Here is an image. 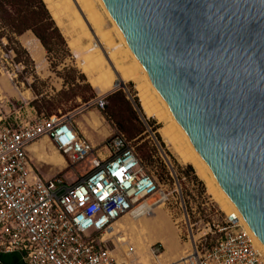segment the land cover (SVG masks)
Segmentation results:
<instances>
[{"label":"water","instance_id":"95a60500","mask_svg":"<svg viewBox=\"0 0 264 264\" xmlns=\"http://www.w3.org/2000/svg\"><path fill=\"white\" fill-rule=\"evenodd\" d=\"M104 1L264 242V0Z\"/></svg>","mask_w":264,"mask_h":264},{"label":"built area","instance_id":"2783aa9c","mask_svg":"<svg viewBox=\"0 0 264 264\" xmlns=\"http://www.w3.org/2000/svg\"><path fill=\"white\" fill-rule=\"evenodd\" d=\"M104 98L95 103L104 107ZM71 116L19 125L0 107V254L18 253L24 264H126L111 246L113 229L158 192L157 180L125 135L115 133L97 152ZM42 134L71 165L92 157L88 171L73 182L41 175L26 146ZM222 232L209 246L190 239L167 264H264V248L238 212H226Z\"/></svg>","mask_w":264,"mask_h":264},{"label":"rangeland","instance_id":"374dc122","mask_svg":"<svg viewBox=\"0 0 264 264\" xmlns=\"http://www.w3.org/2000/svg\"><path fill=\"white\" fill-rule=\"evenodd\" d=\"M72 1L81 13L85 24L87 23L89 35H85L86 33L79 27L71 25V19L66 15L62 18L66 28H63L60 23L61 17L56 19L66 37L69 49L62 44L51 43V50L48 51L41 43L42 49L38 56L25 45L26 39H37L32 30L28 29L21 34H14L0 20V107L11 113L12 117L17 116L19 125L38 124L43 115L63 116L76 112L73 116L83 119L90 129L94 137L92 143L97 147L98 152L105 145V137L109 134L107 136L109 139L118 130L109 119H107L109 122L103 119L101 116V114L104 115L103 107L95 101L100 97H105L113 89L104 92L97 84H93L92 79L98 75L99 71L95 75L90 73V70L85 72L81 63L83 56H76L74 48L80 45L82 49H86L88 45L96 46L97 44L113 76L122 78V75L114 68L111 45L105 43L100 37V24L91 23L86 18L80 4L76 0ZM93 1L102 16L103 28L110 30L117 43L121 42L102 3L99 0ZM48 6L51 11L54 10L53 6ZM10 12L13 15L16 14L13 9ZM123 54L130 61L129 52ZM104 68L105 65L100 72L104 71ZM100 72L99 74H102ZM81 73H84L85 78L81 77ZM141 82V78H127L124 88L137 95L139 101L137 85ZM87 83H90L96 96L89 101H83L77 94L89 95L91 93ZM117 89L121 87L114 88L113 91ZM86 104L90 105L86 106ZM37 108L41 109V112H38ZM80 108L81 110L77 112ZM146 117L154 121V126H159L157 131L162 137L164 146H161L154 134L145 135V140H143H147L145 148L151 155L147 157L142 156L143 151L138 150L134 140H128L147 171L155 177L158 183V192L147 197V200L154 202L162 195L165 199L155 204L150 214H145L138 219H133L130 215L123 217L121 222L124 228L120 226L119 235L127 240L119 242L114 239L111 246L115 248L114 252L118 259L131 258L136 261L143 255L149 258L150 264H164L167 262L165 259L169 257H180L184 249L190 245V239L195 240L200 246H209L214 243L223 233L226 211L213 197L205 178L195 164L191 161H184L163 133L162 128L170 123H165L156 116L146 114ZM94 120L97 121V125L94 124ZM111 126L114 128L113 131H111ZM47 139H49L48 136L42 134L26 146V151L32 157L34 165L43 175L60 174L73 182L88 171L92 157L82 163L71 165L58 148ZM189 163L193 165V169L188 167ZM126 248H130L131 254L128 256L125 255Z\"/></svg>","mask_w":264,"mask_h":264},{"label":"bare ground","instance_id":"6f19581e","mask_svg":"<svg viewBox=\"0 0 264 264\" xmlns=\"http://www.w3.org/2000/svg\"><path fill=\"white\" fill-rule=\"evenodd\" d=\"M44 1L48 5L54 7V10L51 11L52 15L55 20L61 17L60 23L63 26V28H66V25L62 20V18L66 15L67 18L70 17L71 25H73L74 27H79L81 31L86 33L85 35H89L88 28L86 27L87 23L85 24L81 16V13H79L77 8L73 4L72 0H44ZM76 1L80 4L82 11H84L86 15V18L91 23L100 24L99 27L100 37L105 41V43L111 45V49H112L111 56L114 59V63H113L114 68H116L117 71H120L122 75V78L121 77L115 78L113 76V72L111 68L105 64L104 56L97 48V44L96 46L88 45L86 46V49H82L80 45L76 44L77 47L74 48V52L78 57L83 56L81 63H82V68L85 72L90 70L91 71L90 73H93V75H95L98 71L100 72L105 65L104 71L100 72L102 74H99L98 72L97 73L98 75H96V77L92 79L93 84H97L101 89V91L107 92L110 91L111 89L119 88L120 87L119 84H121V80L125 82V80H127V78L130 77L141 78L142 82L137 85V89L141 101V106L145 111V113L149 116H156L165 123L166 122L170 123V124H166V126L162 128V131L170 140V142L174 145V147L176 148L180 156L183 158V160L191 161L193 162V164H195V166L198 168V171L205 178L207 186L213 193V197L220 204L221 208L228 213L238 212L240 217L245 221V223L249 226V228L256 236L260 246L264 248V242L254 231V229L250 226L249 222L247 221L246 217L244 216V214L242 213L236 202L223 188L217 176L215 175L214 171L212 170L211 166L201 155V153L197 150L190 135L176 118L168 101L161 94L158 88L154 85L148 70L132 50L125 32L117 23L115 18L112 16L105 1L99 0L102 3L103 5L102 7H104L108 17L112 20L114 29L117 31V34L120 37L119 39L122 40L119 43H117L113 39L109 29L103 28L102 16L99 13V11L96 9L93 0H76ZM127 51L131 55L130 61H128L127 56L123 54ZM164 199H165L164 195H162L161 198L155 200L154 202H149L147 199H144L141 202L140 206H138L133 211L130 217H132L133 219H138L145 214H150L153 211L155 204L160 203ZM120 226H122L121 219L115 224V227L113 229V236L116 241L125 242L127 239L124 236L119 235L121 233ZM123 228L124 225L122 226V229ZM186 250L187 249H185L184 252ZM129 254H131L130 248H126L125 255L128 256ZM122 259L123 261L120 259L119 260L126 264H140L139 262H143L144 264H150L149 258L143 255L141 256V259H136V261L131 258L129 259L126 258V260L125 258Z\"/></svg>","mask_w":264,"mask_h":264},{"label":"trees","instance_id":"16d2710c","mask_svg":"<svg viewBox=\"0 0 264 264\" xmlns=\"http://www.w3.org/2000/svg\"><path fill=\"white\" fill-rule=\"evenodd\" d=\"M12 9L15 15L10 12ZM0 20L14 34L32 30L48 51L51 50V43L62 44L69 49L65 35L44 0H0ZM81 77L85 78L84 73H81ZM87 86L91 90L89 95L77 94L83 101H89L96 96L90 83H87ZM104 101L103 113L116 126L118 130L116 133H122L127 139L134 140L138 150L143 151L142 156H151L145 148L147 144V140L143 141L145 135L154 134L161 146H164L162 137L157 131L159 126H154V121L146 117L138 96L132 91H126L124 88L117 89L106 95ZM37 111L41 112V109L37 108ZM188 167L194 168L190 163Z\"/></svg>","mask_w":264,"mask_h":264},{"label":"crops","instance_id":"0c3cea01","mask_svg":"<svg viewBox=\"0 0 264 264\" xmlns=\"http://www.w3.org/2000/svg\"><path fill=\"white\" fill-rule=\"evenodd\" d=\"M36 37V36H34ZM37 38V37H36ZM25 45H27L28 48L32 49L34 52H36V54L39 56V53L41 52V49H42V44L40 42V40L37 38V39H26L25 40ZM112 92V91H111ZM109 93V92H108ZM90 104H86V106H89ZM85 107V106H84ZM83 109V107H82ZM81 110V108L79 110H77V112H79ZM76 113V112H75ZM74 112L72 113V116H71V122H72V125L73 127H75V129L78 131V133L82 136V137H85L86 139H88L91 143L92 141L94 140V137L93 135L91 134V131L90 129L87 127V125L85 124V122L83 121V119L81 118H78V117H74L73 114H75ZM101 116L103 117V119L105 121H108L107 118L105 117V115L101 114ZM95 125H97V121L94 120L93 121ZM109 122V121H108ZM111 125V124H110ZM114 128L111 126V131H113ZM109 135V134H108ZM107 135V136H108ZM107 136L105 137V143L107 142ZM107 139V140H106ZM48 141H50V139H47ZM47 140L45 141L47 143ZM103 141V140H102ZM51 142V141H50ZM52 143V142H51ZM48 144V143H47ZM93 144V143H92ZM94 145V144H93ZM95 146V145H94ZM105 146V145H104ZM96 147V146H95ZM100 148V147H99ZM100 151L101 152H106V148L103 147V149L100 148ZM30 156V154H29ZM31 157V156H30ZM66 159V158H65ZM31 160L33 162V159L31 157ZM67 162V161H66ZM34 164V163H33ZM35 166V165H34ZM36 167V166H35ZM63 167V166H62ZM37 169V167H36ZM38 170V169H37ZM39 171V170H38ZM39 173L41 175H43L40 171ZM57 175V174H56ZM44 177H53L51 175L49 176H45L43 175ZM55 176V175H54ZM189 247V246H188ZM187 247V248H188ZM186 248V249H187ZM185 250V249H184ZM175 258V259H174ZM179 257H169L167 259H165V261H167L166 263L164 264H167L168 262L170 261H173V260H176L178 259ZM120 260L123 261L122 258H120ZM0 264H24V262L22 261L20 255L18 253H5V254H0Z\"/></svg>","mask_w":264,"mask_h":264}]
</instances>
